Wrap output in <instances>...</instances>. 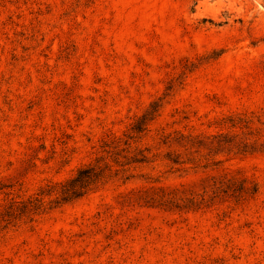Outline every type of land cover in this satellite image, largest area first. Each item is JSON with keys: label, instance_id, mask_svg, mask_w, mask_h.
I'll list each match as a JSON object with an SVG mask.
<instances>
[{"label": "rangeland", "instance_id": "1", "mask_svg": "<svg viewBox=\"0 0 264 264\" xmlns=\"http://www.w3.org/2000/svg\"><path fill=\"white\" fill-rule=\"evenodd\" d=\"M154 110L133 178L3 231L0 264H264V0H0V203L68 180ZM230 115L252 118L256 150L168 161L161 136L240 134ZM210 175L257 193L181 217L118 204Z\"/></svg>", "mask_w": 264, "mask_h": 264}, {"label": "trees", "instance_id": "2", "mask_svg": "<svg viewBox=\"0 0 264 264\" xmlns=\"http://www.w3.org/2000/svg\"><path fill=\"white\" fill-rule=\"evenodd\" d=\"M157 111V110H156ZM155 110L145 115L126 133L108 136L102 141L100 154L93 162L81 167L74 176L64 182L48 183L33 197L26 200L11 199L0 203V233L23 224H32L34 218L58 206L72 203L86 195L102 190L110 184L122 181L123 185L133 178L128 175L134 165L147 160L146 150H139L137 144L142 140L147 122L153 120ZM150 118H148V117ZM152 116V117H151ZM229 129L239 130L240 134L193 135L177 132L161 136V143L173 150L167 154L172 165L189 166L190 170H207L221 164L217 155L233 152L244 153L256 150V142L250 143L247 137H256L260 131L253 130L252 118L246 115H230L217 122ZM10 188L0 186V191ZM257 193L256 184L245 179L236 181L227 175L205 176L190 187L180 188H142L119 193V205L124 207L156 206L167 215L176 213L179 217L188 213L205 211L221 206L229 200L234 206L243 205ZM48 200V202L46 201ZM185 222L186 219H183Z\"/></svg>", "mask_w": 264, "mask_h": 264}]
</instances>
